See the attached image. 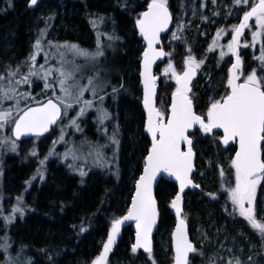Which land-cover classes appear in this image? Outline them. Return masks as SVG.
Instances as JSON below:
<instances>
[{
  "label": "trees",
  "instance_id": "1",
  "mask_svg": "<svg viewBox=\"0 0 264 264\" xmlns=\"http://www.w3.org/2000/svg\"><path fill=\"white\" fill-rule=\"evenodd\" d=\"M55 1L58 2L57 8L53 10L55 15L53 14L51 19L42 17L45 23H51L54 29V32L50 34L49 41L53 45L74 42L81 48L83 46L89 47L93 46L95 42L92 43L91 41V45H85L90 40H84L82 36L90 34L89 39L92 36H98L101 43L108 42L110 48L114 50L112 56H109L112 68L108 66L111 74L115 70L112 80L117 85L126 84L132 93L137 92L138 95L134 100L122 97L119 112L120 114L123 113L124 107H128L130 115L127 117L126 126L131 128L132 124H138L141 128L144 124V113L140 103L141 90L138 71L143 44L137 35L135 20L139 13L147 8V3L150 0H44L42 3H54ZM179 2L180 5L178 6L177 3ZM167 3L174 12L177 9L180 10L179 14H175L174 21L179 37V39H175L176 53L166 47L170 54L168 59L172 60L174 64L180 63L182 67L189 55L190 48L187 43L190 38L195 36L188 29L183 31L178 29V25H183L180 23V17L181 12L185 11L187 0H167ZM62 4L64 6H61ZM242 7L245 9L248 5L242 4ZM35 9L28 7V0H11V5H9V0H0V58H4L0 59L1 65L6 63V58L12 56L23 59V62H26L30 57L29 39L37 26L34 17ZM252 25L253 27L245 34L244 43L251 44V31L256 30L254 23ZM182 33H184V37H182ZM109 36L116 37V39L109 40ZM80 40H84V42ZM203 40L205 43L199 44L200 46L196 44L190 49L191 55L195 59L205 58L208 39L203 38ZM261 42H264V36L260 38L255 47H242L247 73L255 68L258 75H264V72L259 69V62L254 59V57L259 56ZM43 49L44 55L48 53L50 56L54 53L59 56L57 50L54 47H49L48 42H45V38ZM60 51L64 52L65 50L60 49ZM226 60L231 63L230 54ZM97 62L100 67L99 57ZM167 65L168 61L161 64L157 70L160 74L161 83L158 103L164 109H167L170 103V95L174 88L173 81L169 85L166 84V81L164 82L163 68ZM88 67L90 64L87 65L86 63L83 67L84 71ZM100 72L104 76L102 69ZM192 96L199 111L204 103V94L199 91L198 86H194ZM192 136L194 137L193 146L198 152L193 178L200 184V188L185 194L187 200L185 209L189 213V217L186 210L185 215L190 225L189 218L193 209L195 210V207L198 206L205 216H214L211 221L213 226L222 227L225 223V227L231 229L232 236L236 228L246 226V221L240 217L238 211L234 212L231 201L227 198V191L221 187V167L218 161H221V153L225 152L224 150L227 148L219 142L218 132H215L214 135H204L197 132ZM149 144L150 140L144 133L137 142L126 139L122 141L120 145L122 150L118 161L121 172L119 180L97 172L90 175L85 184L80 185L78 178L69 172L65 162H59L58 159H53L54 157L46 162L47 178L37 188L34 186L35 184L32 185L35 187V195L32 204L30 206L28 204L26 207L30 210H27L23 218L16 214V221L13 220L15 223H11L12 249L25 251L30 258V264H92V261L103 249V243L107 240V235L111 230L112 220L126 213L133 196L135 182L128 178L127 168L130 166V161L125 159L126 155L130 160L135 161V171L139 174ZM22 154L13 153L12 155L9 154L8 157L10 159H17L18 157L19 159V162L15 161L11 164L9 170V173L12 174V181L10 182H14L15 185H19L20 181L28 175L32 166L30 165L32 163L31 158L25 160V163L20 160ZM228 166L229 163L227 168L224 167L227 171ZM35 173L36 171L33 174ZM231 174L232 172L229 174L230 177ZM2 175L0 173V178ZM6 180L9 181L8 177ZM1 183L2 181H0V202L4 198V188H2ZM263 188L264 181L257 189L256 207ZM175 193L176 185L173 182L165 179L160 181L156 195L159 200L161 215L158 230L154 235L152 257L150 258L148 254L141 251L136 253L131 251V245L134 242V229L130 224L122 229L121 236L107 264H115V258L123 260L127 264H138V260L141 258L146 261V264H153V259L155 264H173L172 245L169 251L164 253L162 247L159 246L157 234L163 229L169 231L170 228L174 227L175 217L170 205ZM26 203H28L27 200ZM1 215L2 210L0 209ZM207 223L209 222L207 221ZM81 227L85 231L82 232ZM247 230L250 231L253 238L261 242L260 249L264 253L262 234L253 227L247 228ZM234 240L231 237L227 242L222 258L219 255L211 256L207 250H201L197 246V252L192 254L190 264H198L200 259L205 264H228V261L233 262L236 258L241 261L239 244L236 243L237 240Z\"/></svg>",
  "mask_w": 264,
  "mask_h": 264
},
{
  "label": "snow or ice",
  "instance_id": "2",
  "mask_svg": "<svg viewBox=\"0 0 264 264\" xmlns=\"http://www.w3.org/2000/svg\"><path fill=\"white\" fill-rule=\"evenodd\" d=\"M236 5H248L249 0H234ZM38 0H29V7L36 6ZM11 5V0H9ZM51 19V17H49ZM172 19L168 8L167 0H150L147 3V9L139 13L135 20V26L138 28L140 36L146 42L143 51L142 70L140 76L143 80V106L147 111V122L145 130L151 136V147L147 151L143 173L135 182V194L131 199V207L127 214L121 218L113 219L111 230L107 235V240L103 243V249L92 261V264H107L108 255L116 241L120 231V226L129 220L135 221L136 237L135 243L131 245V251L136 253L138 249L152 257V230L157 223L159 215L157 201L153 194V182L160 173H167L175 178L179 183V191L176 192L171 200V207L175 209L177 223L172 233V243L174 247V264H190L189 254L196 253L195 245L189 240L187 234L186 220L181 216L182 195L185 188L200 186L194 184L191 174L194 170L193 163V140L188 135L189 129L199 126L204 134L212 133L214 130L222 129L223 134L219 142L227 146L230 142H237L238 148L235 150L234 157L231 158V168L234 172V186L227 188V198L231 201L234 212L238 211L241 217H244L249 224L259 230L264 237V224L259 223L255 217V202L257 199V187L264 181V158H262V146H264V75H258L257 69L243 77L242 58L239 54L241 47H255L257 42L264 36V0H251L249 10L243 11L240 22L231 26V40L227 45L220 44L222 34H227L226 29H218L215 37L209 45L208 51L213 52L216 48L221 49L219 56L223 59L229 53L235 57L231 64L226 81V92L220 99L211 98L206 113L197 115L194 110L193 96L191 94V82L198 69L204 63L203 60L197 61L191 50L184 61V70L177 73L173 64L170 62L163 70L165 74H171L170 78L175 80L176 88L172 92L170 114L165 120V114L155 107L154 98L156 94V81L158 77L153 74L152 66L155 61L169 53L163 49H157L156 45L160 42V34L168 29ZM254 19L256 30L251 31V44L245 42L241 44V37L245 29H251L253 25L249 23ZM180 26L178 25V28ZM47 28V26H46ZM46 28L41 29L33 48L35 51L30 55L27 74L21 75L20 66L15 70L7 69L6 74H0V102L15 99V105L9 108L0 107V129H3L7 123L14 124L13 133L16 139L22 135L32 133L37 136L48 131L49 127L57 122L62 112L66 114L67 109L72 108L73 104H80L79 116H83L88 108H92L93 101L83 99L86 91H91L92 95L97 96L98 90L103 88L102 83H98L95 77L89 76L87 84H81L77 79V74L81 66L75 61L76 57H82L85 61H95L98 57L104 55L101 42L97 40V47L94 51L82 49L76 44H56L48 42L49 47H54L60 57V67H46L41 64L39 71L35 67L36 57L44 49L42 41L46 36ZM109 40L116 37L109 36ZM172 39H179L176 32H173ZM227 48V52L223 49ZM60 49H64L61 52ZM65 53H71L72 60L66 58ZM48 53H45L47 60ZM259 62L260 71L264 72V42H261L260 55L254 57ZM43 74L45 80V89H53V95L44 102L37 101V106L19 107L20 98L31 99L30 94L18 93L16 88L22 83H28L31 76ZM56 73L54 83H49V77ZM20 75V79L15 77ZM59 86L60 95L55 94V85ZM123 87V85H121ZM113 93L117 92L114 87ZM101 104L104 97H99ZM100 113L101 121L109 118V113L103 107L97 108ZM16 113L14 116L13 113ZM76 124V120L71 121ZM79 131V127L77 126ZM16 139L4 137L0 143L10 142L11 150H17ZM63 140V135L60 137ZM113 143H119L113 136ZM182 144L187 145V150H182ZM54 153L50 152L49 155ZM70 153H65V156ZM31 156H37L33 149ZM102 153H97V158H101ZM75 159L76 157L73 156ZM48 157L39 160V167L36 175L41 180L44 179L42 171ZM71 167V165H69ZM84 176L83 171L80 172ZM223 176V169L220 170ZM31 184V180L26 181ZM211 195V194H209ZM17 204L10 210L9 215L4 217L6 222H11L15 214L19 213L23 217L25 206H22V197H17ZM247 205V206H246ZM227 211V208H225ZM85 231L83 227L80 229ZM7 238H5V241ZM5 252L9 245L5 242L2 246ZM11 261V258H8ZM251 260V257L249 258ZM15 264V262H12ZM153 264L155 261L153 259ZM228 264H233L230 260ZM235 264H241L239 259Z\"/></svg>",
  "mask_w": 264,
  "mask_h": 264
},
{
  "label": "rangeland",
  "instance_id": "3",
  "mask_svg": "<svg viewBox=\"0 0 264 264\" xmlns=\"http://www.w3.org/2000/svg\"><path fill=\"white\" fill-rule=\"evenodd\" d=\"M57 3L58 2L56 1L54 3H40V5L35 9L34 17L37 26L35 27L34 32L31 34V37L29 39V49L31 50V54L35 51L33 45L39 35L40 30L45 29L46 26L47 28L45 42H49V38H51L50 34L54 32V29L51 23L46 24L42 17H45V19L49 17L52 18L54 14L53 10L57 8ZM177 4L179 6L180 2ZM250 4L251 0H249L248 5ZM61 6H64V4H62ZM245 9L244 7H242V4L236 5L234 3V0H187L185 11L181 12L180 23L183 25L178 29H181L182 31L184 29H188L193 35H195L194 37L189 39L187 43L188 47L192 49L196 44L201 45L202 43H205V40H203V38L208 39V44L206 45L207 53L203 60L204 63L199 69L198 77L195 83V86H198L199 91L204 94V103L201 109L199 111L197 110L201 114L205 113H203V111H205L209 106L211 98L220 99L225 94L227 75L230 65V63L226 60V57L229 56V54L226 55L223 59H220L219 53L221 49L216 48L213 52H209V45L215 37L218 29H226L227 34H222L219 41L220 44L226 46L231 36V26L234 25V23H237V20H239L243 16V11H245ZM179 12L180 10L177 9L174 13L179 14ZM176 30L177 28L174 27L171 32L163 38L165 47L175 53L177 47L175 40L172 39V34L173 32H176ZM89 36L90 34L82 36L84 40H90L85 45H91L92 43H95L93 46H83V48L89 51H94L97 47L98 36H92L91 39H89ZM179 36L181 35L179 34ZM182 37H184V33H182ZM84 40L80 41L84 42ZM68 44L75 43L69 42ZM42 45L44 47V40L42 41ZM101 47L104 55L99 57L100 67L98 66L97 59L95 61H87L86 63L87 65L90 64V67H88L84 71L83 67L86 63L83 62H85V59L81 57L75 58L76 63L81 66V70L77 74V79L83 80L80 82L81 84H87V78L91 76L95 77L98 83H102L104 85L102 89L98 90L97 96L95 97L92 95L91 91H86L84 93L83 99L93 101L94 106L92 108H88L83 116H79L78 113L80 111L81 105L73 104L72 108L67 109L66 114H64L60 124H58V128L51 136L42 139L40 142L34 140L25 142L16 141L18 150H16L15 152L11 150L10 142L0 143V173L3 174L0 178V181H2L1 185L2 188H4V198L0 202V209L2 210V215L0 216V246H2L5 242H7V244L9 245L6 252L3 247H0V264H12V262H15V264H30V258L25 253V251L21 249L13 250L12 244L10 242L12 241L10 234L11 226L13 223H15L13 222V220L16 221V214H18L19 216L20 214L16 213L15 218L11 222H6L4 217L8 216L10 210L17 204L16 198L18 196L23 198L22 206H25L23 217L26 215V212L29 209L26 207L28 206V204L29 206L32 204V200L35 195V187L37 188L46 181L48 173H46V162H49L53 157V159H58L59 162H65L64 164L67 166L69 172L78 178L80 185L85 184L90 175L97 172L106 174V176H110V178L114 177L115 179L119 180L121 177V172L119 169L118 161L122 150L120 144L125 139L131 142H137L138 139L142 138L143 133L141 134V131L143 132V125L141 128L138 124H132L133 126L131 128H128L126 126L127 117H129L130 115V109L125 106L124 112L121 114L119 112V106L120 103H122V97H128L129 99L134 100L138 97V95L136 94L137 92L132 93L131 90L126 86V84L123 83V87H121V85H117L116 82L112 80L115 70L111 74L110 68L112 67L110 65L109 56H112L114 50L110 48L108 42L101 43ZM223 50L227 52L226 47ZM65 54L68 60L73 59L71 53ZM258 55H260V53ZM0 59L4 58L1 57ZM208 59H210V61H208ZM27 60L26 62H23V59L13 56L11 58H6V63L2 65L0 64V74H6V71L7 69H9V67L15 70L17 66H20L21 75L27 74L28 66L31 63ZM59 60L60 57L56 56L54 53L48 56L46 60L45 55L42 51L36 57L35 67L37 71H39V67L41 64L45 65L46 67H60ZM108 62L109 65H107ZM172 64L175 70H177L178 72L179 70H183V66L181 67L180 63ZM108 66L110 68H108ZM101 69L103 70L104 76L100 72ZM56 75L57 74L54 73L53 76L49 77L48 82L54 83ZM170 75V73L169 75L164 74V82L166 81L167 85L173 83L172 81H174V79L170 78ZM15 79L19 80L20 75L16 76ZM44 84L45 80L43 79V74L40 73L39 75L31 76L28 83H22L18 85L16 88V91L18 93H27L30 94L31 97V99L20 98L19 107L23 109L28 104H30L31 101H40L46 97L52 96L53 89H45ZM114 87L117 89V92L115 93H113L112 91ZM33 88H35L36 90L34 91ZM54 90L56 95H60L58 84L55 85ZM100 96L104 97L102 104L99 99ZM15 103V99L5 100L3 102H0V107L9 108L15 105ZM100 107H103L107 110V112L109 113L108 119L103 121L99 119L100 113L97 111V108ZM13 115L15 116L16 113L14 112ZM73 119L76 120V124L71 123ZM12 125V123H7L3 129H0V139L4 137H11L12 139H14L12 137ZM77 126L79 127V131L77 130ZM62 135L63 140L60 139ZM113 136H115V139L119 141L118 144L113 143ZM33 149H35V151L37 152V156L35 157L30 155ZM18 151L20 154L23 153L20 157V160L24 162L25 160L31 158L32 163L35 164L33 165L34 167L31 173L26 175V177L22 181H20L19 185H15L14 182H10L12 181V174L9 173V170L11 168V164H13V162L15 161H18L19 159L18 157L17 159H14L13 157V159H9L8 157L9 154H19ZM224 151L225 152L221 153V161H218V164L221 167L220 169H223L224 172V175L221 176V187L224 190H227V188L229 186H233L234 183L232 174L231 177L229 176V174L232 172L231 169H228L227 171L226 169H224V167L227 168V164L234 156L235 149L233 148V146H231ZM50 152L54 154L49 155ZM98 152L102 153V157L99 159L97 158ZM65 153L70 154L65 156ZM46 156L48 157V159L42 169L44 173V179L41 180L39 176H37L36 179L33 180L32 177L36 175V173H33L39 167L38 161L44 159ZM73 156H75L76 158L74 159ZM125 159L127 161H130V166L129 168H127L128 178L132 182H135L142 172V169L140 173L137 174L134 166L135 161L130 160L127 155ZM69 165H71V167H69ZM81 171L85 173L84 176H81ZM6 177H8V182L5 181ZM29 180H31L30 185L25 183ZM33 184H35V187L32 186ZM26 200L28 203H26ZM257 207V221L259 223H263L264 188L259 196ZM186 214L189 217V213H187V210ZM184 216L186 215L184 214ZM189 219L191 221L190 228L192 239L199 249H203L204 251L207 250V253L211 254V256L219 255L220 258H222V254L226 250V244L232 237V239L234 238V241L237 240L236 243L239 244L238 248L239 252L241 253V264H264V253L260 249L261 242L253 238L250 234V231L247 230V228L249 227V224L247 222L246 226H240L239 228H236L235 232L231 236V229L229 227H225V223H223L222 227L213 226L211 224V221L214 219V216H205L198 206L195 207V210L193 209V213L191 214ZM207 221L209 223H207ZM172 229L173 228H170L169 231L163 229L157 234L159 246L162 247L164 253L168 252L170 246L172 245ZM258 233L260 232L258 231ZM5 238H7L6 241ZM9 257L11 258V261L8 259ZM250 257L251 260H249ZM235 260H233V264H235ZM115 264L127 263L123 260L115 258ZM138 264H146V261L141 258L138 260ZM198 264L205 263H203L200 259Z\"/></svg>",
  "mask_w": 264,
  "mask_h": 264
},
{
  "label": "water",
  "instance_id": "4",
  "mask_svg": "<svg viewBox=\"0 0 264 264\" xmlns=\"http://www.w3.org/2000/svg\"><path fill=\"white\" fill-rule=\"evenodd\" d=\"M43 0H38V4L36 5V6H32V7H30V8H35V7H37L41 2H42ZM150 2V1H149ZM168 8H169V11H170V13H171V16H172V19H171V21H170V23H169V25H168V29H166L164 32H162L161 34H160V42L156 45V47H157V49H163V51L166 53V51L164 50V48L162 47V36L163 35H165V34H167L170 30H171V28H172V25H173V14H172V11H171V8L169 7V5H168ZM147 9V8H146ZM145 11V10H144ZM254 19H252V20H250L249 21V23L251 24L252 23V21H253ZM136 29H137V35H138V37L142 40V44L144 45V48L147 46L146 45V42L143 40V38L140 36V33H139V30H138V28L136 27ZM245 31H246V29H245ZM244 34H245V32H244ZM244 36V35H243ZM242 36V37H243ZM242 37H241V40H242ZM143 51H144V49H143ZM142 54H143V52H142ZM141 54V61H140V71L142 70V60H143V55ZM239 54H240V56H241V48L239 49ZM167 56V55H166ZM166 56H164V57H160V58H158L156 61H155V63L153 64V66H152V71H153V74L155 75V69H156V67H157V65L158 64H160L161 62H164L165 60H166ZM242 58V57H241ZM235 61V57L233 56V62ZM242 62H243V59H242ZM140 71H139V86L141 87V89H142V99H141V105H142V109H143V111H144V114H145V121H144V133L147 135V137L150 139V146H149V148H148V150L150 149V147H151V136H150V134H148L147 132H146V130H145V125H146V122H147V111H146V109H144V106H143V80H142V77L140 76ZM242 71H243V65H242ZM182 74V73H181ZM198 76V70H197V72H196V75L193 77V80H192V82H191V91H192V87H193V83L195 82V79H196V77ZM158 77V76H157ZM159 78V77H158ZM239 82V81H238ZM159 87H160V83H159V80L157 79V81H156V94H155V98H154V103H155V107H157L158 109H159V107L157 106V96H158V90H159ZM176 88V87H175ZM175 90V89H174ZM171 96H172V94H171ZM193 103H194V100H193ZM170 105H171V103H170ZM35 106H37V104L36 105H32V107H35ZM194 110H195V105H194ZM195 112H196V110H195ZM164 114H165V120L167 119V116H166V113L164 112ZM170 114V106H169V113H168V115ZM196 114L197 115H200V114H198L197 112H196ZM62 116V115H61ZM61 118V117H60ZM59 118V119H60ZM58 119V120H59ZM58 120H57V122H58ZM57 122L55 123V124H53V125H51L50 127H49V129H48V131H46V132H44L43 134H41V135H46V134H48V133H50V131L52 130V128L57 124ZM13 128H14V126H13ZM197 128H199V126L197 125V126H194L192 129H189V132H188V135L190 134V133H193V132H195L196 131V129ZM214 131H220L222 134H223V131H222V129H217V130H214ZM213 131V132H214ZM212 132V133H213ZM14 134V133H13ZM35 134H32V133H28V134H25V135H22L21 137H19L18 139H20V140H24V139H27V138H29V137H31V136H34ZM190 136V135H189ZM192 140H193V138L192 137H190ZM193 142H194V140H193ZM232 144H236V147L238 148V143L237 142H230V144L229 145H227V146H225V145H223V146H225V147H228V146H230V145H232ZM192 147H193V145H192ZM181 148H182V150H184V151H186L187 150V145L186 144H182V146H181ZM236 148V149H237ZM193 152H194V157H193V163H194V170H193V173L191 174V179H192V181H193V183L194 184H197V185H199L200 186V184H198V183H196L195 182V180L193 179V174H194V172H195V170H196V160H197V152L195 151V149H194V147H193ZM146 157V156H145ZM262 158H263V151H262ZM144 163H145V158H144ZM231 165V164H230ZM234 172H235V170H234ZM142 173H143V170H142ZM141 173V174H142ZM140 174V175H141ZM140 177V176H139ZM139 177H138V179H139ZM137 179V180H138ZM161 179H165V180H167V181H171V182H173L175 185H176V192H178L179 191V183L177 182V181H175V178L173 177V176H170V175H168L167 173H160V174H158L157 175V177H156V180L153 182V194H154V197H155V199H156V201H157V208H158V213H159V215H158V217H157V223H156V225H154V227H153V230H152V235H151V240H152V249H153V251H154V243H153V235L156 233V231L158 230V227H159V220H160V204H159V200H158V198H157V195H156V192H157V187H158V185H159V183H160V181H161ZM260 185H258V187H259ZM258 187H257V189H258ZM200 188V187H199ZM195 189H198V188H196V187H193V186H188L187 188H185V190H184V192L183 193H181V195H182V203H181V216H182V218H184L185 220H186V226H187V234H188V238H189V240L195 245V247H196V244H195V242L192 240V238H191V235H190V228H189V223H188V220L183 216V212H184V194L188 191V190H195ZM134 194H135V190H134ZM133 194V195H134ZM132 199V198H131ZM171 206V205H170ZM247 206V205H246ZM129 207H131V203H130V206ZM171 210H172V213H173V215H174V217H175V224H174V227H173V230H172V233L174 232V230H175V226H176V223H177V217H176V214H175V209H173L172 207H171ZM128 211V210H127ZM127 214V212L124 214V215H122L121 217H123V216H125ZM121 217H119V218H121ZM130 224H133V229H134V243H135V237H136V224H135V221H133V220H129V221H125L121 226H120V231H119V233H118V235H117V237H116V241H115V243H114V245H113V247H112V251L109 253V255H108V261H109V257H110V255H111V253L113 252V250H114V248H115V246H116V244H117V242H118V239H119V237L121 236V232H122V229L125 227V226H128V225H130ZM172 233H171V242H172ZM133 243V244H134ZM172 248H173V252H174V247H173V243H172ZM138 250H142L143 251V249H138ZM137 250V251H138ZM153 251H152V253H153ZM144 252V251H143ZM145 253V252H144ZM191 255H192V253H190L189 254V261H190V257H191ZM108 261H107V263H108ZM173 264H174V261H173Z\"/></svg>",
  "mask_w": 264,
  "mask_h": 264
},
{
  "label": "flooded vegetation",
  "instance_id": "5",
  "mask_svg": "<svg viewBox=\"0 0 264 264\" xmlns=\"http://www.w3.org/2000/svg\"><path fill=\"white\" fill-rule=\"evenodd\" d=\"M83 81V80H82ZM33 90L35 91L36 89L35 88H33ZM30 140H34V141H38V142H40L42 139L40 138V137H34V138H32V139H27V140H25V141H30ZM25 141H21V142H25ZM10 159V158H9ZM25 163V162H24ZM30 165H32L31 166V169L29 170V173H31V171H32V169H33V164H30ZM8 171V170H7ZM28 173V174H29ZM5 181H7L6 179H5Z\"/></svg>",
  "mask_w": 264,
  "mask_h": 264
},
{
  "label": "bare ground",
  "instance_id": "6",
  "mask_svg": "<svg viewBox=\"0 0 264 264\" xmlns=\"http://www.w3.org/2000/svg\"><path fill=\"white\" fill-rule=\"evenodd\" d=\"M42 2H44V0H43ZM42 2H41V3H42ZM39 5H40V4H39ZM39 5H38V6H39ZM38 6H37V7H38ZM28 7H29V1H28ZM37 7H35V8H37ZM29 8H30V7H29ZM35 8H30V9H35ZM134 190H135V188H134ZM133 194H134V192H133Z\"/></svg>",
  "mask_w": 264,
  "mask_h": 264
}]
</instances>
